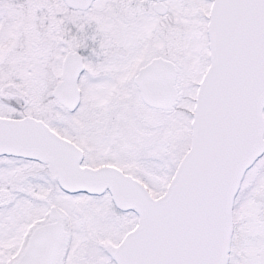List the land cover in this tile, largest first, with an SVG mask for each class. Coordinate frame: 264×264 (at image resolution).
Masks as SVG:
<instances>
[{
	"label": "snow or ice",
	"instance_id": "obj_1",
	"mask_svg": "<svg viewBox=\"0 0 264 264\" xmlns=\"http://www.w3.org/2000/svg\"><path fill=\"white\" fill-rule=\"evenodd\" d=\"M0 264H264V0H0Z\"/></svg>",
	"mask_w": 264,
	"mask_h": 264
}]
</instances>
